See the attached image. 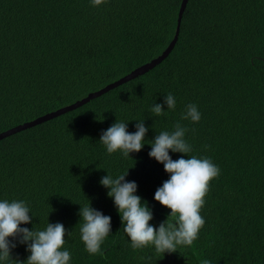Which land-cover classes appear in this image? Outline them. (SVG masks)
Here are the masks:
<instances>
[{"label": "trees", "instance_id": "trees-1", "mask_svg": "<svg viewBox=\"0 0 264 264\" xmlns=\"http://www.w3.org/2000/svg\"><path fill=\"white\" fill-rule=\"evenodd\" d=\"M181 0H0V133L72 104L162 54L174 37ZM171 93L176 106L167 109ZM164 114L155 116L153 104ZM195 104L200 120H182ZM148 128L139 152L109 154L100 135L115 121ZM179 123L192 151L219 168L191 246L164 254L131 247L108 189L134 181L157 227L170 209L154 200L169 178L150 142ZM23 201L29 230L63 224L68 264H264V0H188L177 41L153 69L75 110L0 140V201ZM111 217L100 252L81 240L79 208ZM171 219V218H170ZM80 220V221H79ZM70 234L68 235V233ZM9 261H26L9 237ZM30 243V242H29Z\"/></svg>", "mask_w": 264, "mask_h": 264}, {"label": "clouds", "instance_id": "clouds-1", "mask_svg": "<svg viewBox=\"0 0 264 264\" xmlns=\"http://www.w3.org/2000/svg\"><path fill=\"white\" fill-rule=\"evenodd\" d=\"M103 2L104 0H92V5L98 6ZM163 103L168 110H172L176 106V99L168 93ZM162 109L163 105L156 103L151 112L160 116L164 114ZM200 118L195 104L186 105V110L181 115L182 120L190 119L192 122H198ZM126 124L115 121L100 135L99 142L109 154L119 150L129 157V153L139 152L144 146L148 128L143 120L137 121L134 133L127 131ZM186 131V128L177 123L173 132L162 131L149 143V157L161 163L164 171L169 174V178L154 194L155 201L171 210L158 228L149 223L153 216L147 202L141 203V197L134 194L137 190L136 183L125 180L127 171L116 178L107 174L99 181L108 189L107 196L113 199L123 231L130 238L133 249L151 245L161 254L176 252L178 246H191L205 223L200 209L209 191V182L219 175V168L208 158L193 155L187 159L180 157L173 160L169 156V150L183 154L192 151L191 145L184 139ZM29 213V208L23 201H0V261L11 260L10 249L16 245L10 244L8 238L19 236L20 243L27 244L26 250L30 255L26 261H17L15 264H68L70 253L61 250L65 244L66 232L63 224L47 223L45 230L21 228V224L31 222ZM78 215L82 220L80 233L86 251L90 254L99 253L102 242L110 233L111 217L90 207L89 201L79 208ZM201 264L210 262L205 259Z\"/></svg>", "mask_w": 264, "mask_h": 264}, {"label": "water", "instance_id": "water-1", "mask_svg": "<svg viewBox=\"0 0 264 264\" xmlns=\"http://www.w3.org/2000/svg\"><path fill=\"white\" fill-rule=\"evenodd\" d=\"M187 2L188 0H181L180 2V6H179V9H178V13H177V21H176V30H175V33H174V37L173 39L171 40L170 44L168 45V47L162 52V54L160 56H158L157 58H155L154 60L130 71L128 74L124 75L123 77H121L120 79L118 80H115L109 84H107L106 86L102 87L101 89L89 94L88 96L72 103V104H69L67 106H64V107H61L47 115H44V116H41L39 118H36L32 121H29V122H26L24 124H21V125H18L14 128H11L5 132H2L0 133V140L3 139V138H6L12 134H15L19 131H22V130H25V129H28V128H31V127H34L38 124H41L45 121H48L50 119H53V118H56V117H59L61 115H63L64 113H67L69 111H72V110H75L77 109L78 107L96 99L97 97H100L101 95L105 94L106 92L128 82V81H131L135 78H137L138 76H141L143 74H145L146 72H148L149 70L153 69L156 65H158L162 60H164L168 54L171 52V50L173 49L176 41H177V36H178V33H179V27H180V22H181V18H182V15L184 13V10H185V7L187 5Z\"/></svg>", "mask_w": 264, "mask_h": 264}]
</instances>
